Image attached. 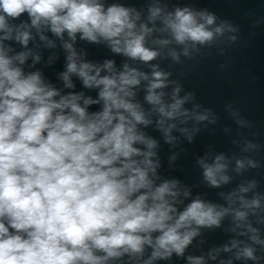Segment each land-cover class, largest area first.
Wrapping results in <instances>:
<instances>
[{"label":"clouds","instance_id":"clouds-1","mask_svg":"<svg viewBox=\"0 0 264 264\" xmlns=\"http://www.w3.org/2000/svg\"><path fill=\"white\" fill-rule=\"evenodd\" d=\"M147 20L154 26L159 20L162 27L150 28L141 22V12L107 0H0V264H112L125 258L128 264H154L174 253L184 256L200 228L219 227L231 210L199 197L181 210L179 181L157 183L158 142L140 126H149L156 116L157 129L170 143L177 124L169 121L207 118L183 107L189 97L179 98L178 87L169 101L157 91L167 86L169 74L153 66L149 78L128 63L118 71L113 60L87 62L74 48L79 34L81 40L103 42L113 53L148 63L159 55L145 46L154 31L171 37L153 41L159 45H205L226 26L234 30L226 23L213 27L217 17L207 10L166 11L158 0L149 5ZM33 29L48 46L53 42L45 32L63 41L67 62L59 79L64 88L73 89L76 76L85 88L98 89L97 98L64 92L39 70H25L31 50L17 52L5 42L27 49ZM170 55L179 60L175 51ZM40 59L35 55L29 67ZM142 81H147L148 111L135 100L134 89ZM93 105L99 110L89 111ZM224 159L199 161L212 187L229 181ZM243 167L237 161L238 170ZM241 203L246 209L260 207L258 198L241 197ZM247 216L235 210L237 222ZM248 230L254 243L264 245L257 229L249 225ZM238 243L233 241L232 248ZM236 256L257 259L247 245ZM187 259L204 264L203 257Z\"/></svg>","mask_w":264,"mask_h":264},{"label":"water","instance_id":"water-1","mask_svg":"<svg viewBox=\"0 0 264 264\" xmlns=\"http://www.w3.org/2000/svg\"><path fill=\"white\" fill-rule=\"evenodd\" d=\"M107 2L121 3L141 12V22L148 23L150 28L162 27L159 20L155 26L147 20L148 7L154 0ZM158 4L166 11H172L175 7L207 10L217 17L213 27L226 23L234 30L226 26L223 35H217L210 44L205 45H178L175 41L159 45L153 41L171 37L168 33L154 31L146 38L145 46L158 51L159 55L148 63L113 53L103 42L94 44L81 40L79 34L74 43L83 60L97 65H102L105 60H113L118 71H122L123 65L128 63L151 78L153 66H157L156 70L169 74L167 86L157 90L165 92V100L169 101L178 87L179 98L189 97L183 107L190 113L207 117L197 121L190 115L183 124L169 121L177 124V128L171 132L173 140L170 143L157 129L156 116L150 117L153 123L149 126H140L146 135L158 142L155 149L157 155L153 157L160 165L157 168L160 177L157 183L163 180L179 181L180 199L184 202L179 206L181 210L196 197L231 209L222 218L219 227L200 228L199 235L187 247L184 256L178 257L174 253L171 258L157 260L154 264H190L189 256L203 257L204 264H264V245L254 243L250 239L254 233L248 230L249 225L257 229L255 234L264 241V0H158ZM32 32L34 39L29 41L27 49L14 41L5 42L10 43L17 52L31 50L33 56L27 61L25 70H39L46 80L64 92H83L85 96L97 98L98 89L85 88L76 76H72L75 87L64 88L59 79L67 62L63 41L45 32L53 42V46H48L46 41L39 39L35 29ZM64 40H69L67 34ZM173 51L178 54L179 60L172 58L170 53ZM37 54L41 57L40 61L34 67H29ZM146 85L147 81H142L134 91L135 100L148 111L151 106L144 100ZM99 107L93 105L89 111L99 110ZM181 128L187 131H180ZM219 155L225 158L227 168L223 174L229 177V181L212 187L204 179L199 161L204 159L211 163ZM237 161H242L244 167L238 170ZM241 187L249 190L240 192ZM185 190L189 192L188 197L183 196ZM230 196L231 202L228 199ZM241 197L248 201L258 198L260 207L244 208ZM235 210L246 211L247 219L237 222L234 219ZM233 241L239 242L236 248H232ZM245 245L255 249L256 260L237 258V251ZM225 246L231 251H224ZM112 264H128L127 258Z\"/></svg>","mask_w":264,"mask_h":264}]
</instances>
